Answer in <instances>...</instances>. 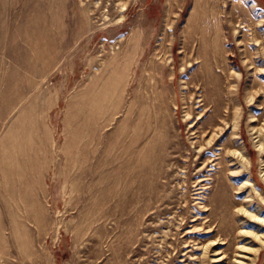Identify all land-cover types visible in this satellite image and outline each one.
Here are the masks:
<instances>
[{"label": "rangeland", "instance_id": "374dc122", "mask_svg": "<svg viewBox=\"0 0 264 264\" xmlns=\"http://www.w3.org/2000/svg\"><path fill=\"white\" fill-rule=\"evenodd\" d=\"M263 127L264 0H0V264H264Z\"/></svg>", "mask_w": 264, "mask_h": 264}, {"label": "bare ground", "instance_id": "6f19581e", "mask_svg": "<svg viewBox=\"0 0 264 264\" xmlns=\"http://www.w3.org/2000/svg\"><path fill=\"white\" fill-rule=\"evenodd\" d=\"M263 130H264V127L260 130H257L256 132L259 134V135H262L263 134ZM240 191H238L237 193H239ZM251 200H247V204L245 206L247 207H241L238 209V214H243L245 216H247L251 221H258L257 223H263L264 224V220H261L259 217H257L256 215L252 214L249 210L248 207L251 206V203H250ZM250 232H248L247 230H243L241 232L242 235L246 236L248 235ZM215 244V243H212V245ZM246 250V248L244 246H240L238 247V254H237V259L236 261H234L235 264H246V262L243 261V256L240 255L242 254L244 251Z\"/></svg>", "mask_w": 264, "mask_h": 264}]
</instances>
